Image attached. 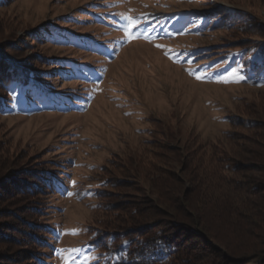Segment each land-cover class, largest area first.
I'll list each match as a JSON object with an SVG mask.
<instances>
[{"label": "rangeland", "instance_id": "obj_1", "mask_svg": "<svg viewBox=\"0 0 264 264\" xmlns=\"http://www.w3.org/2000/svg\"><path fill=\"white\" fill-rule=\"evenodd\" d=\"M187 11L191 14L181 13ZM227 11L249 13L264 25V0H9L0 8V44L19 46L42 71L52 61L46 73L53 76L44 78L43 85L81 101L66 104L65 110L54 107L52 114L45 106L28 109L11 99L7 115L0 117V141L4 139L9 157L17 156L25 167L35 168L46 159L59 165L55 173L63 196L42 194L32 204L46 210L39 222L59 227L50 248L56 254L47 261L91 264L86 225L94 220L92 189L101 175L117 178L113 194L124 201L139 199L136 189L145 193L148 182L160 175L185 177L182 163L168 162L175 155L156 148L161 131L168 129L171 143L182 149L189 143L223 142L234 116L264 117L263 85L251 83L250 69L243 71L233 47L235 35L216 26L217 13ZM96 16L102 21L92 23ZM127 17L139 25L130 30L138 38L129 39L121 30ZM43 25L61 33L58 41L28 40L29 32ZM39 53L46 54V64L37 59ZM70 65L72 72L63 67ZM55 69L68 72V79L58 78ZM71 84L76 87L72 93ZM195 166L203 171L207 165ZM194 184L183 180L182 186ZM19 203L23 201H0V207L9 210ZM9 212H0L1 228L27 237L25 224L14 227L31 219L32 211L13 217ZM21 242L28 241L0 244V254L20 256L16 252L27 247Z\"/></svg>", "mask_w": 264, "mask_h": 264}, {"label": "trees", "instance_id": "obj_2", "mask_svg": "<svg viewBox=\"0 0 264 264\" xmlns=\"http://www.w3.org/2000/svg\"><path fill=\"white\" fill-rule=\"evenodd\" d=\"M7 1L0 0V8ZM181 13L191 14L190 11ZM216 18V26L235 35L237 41L232 46L237 47L242 69H250L247 75L251 83L264 87V25L253 15L239 11L217 13ZM90 21L102 20L96 16ZM59 35L61 33L54 32L52 27L43 25L29 32L28 40L49 44L51 38L58 41ZM12 47L0 44V117L5 116L4 109L11 99L28 109L38 104L41 108L45 106L52 114L54 107L58 110L66 104L81 102L78 97L70 99V95H65L59 87L48 90L43 85L44 78L53 76L46 73L53 65L52 61H43L47 59L46 54L39 53L41 57L37 58L44 64L48 62L42 71L34 65L33 59L25 57L19 46ZM63 67L72 72L71 65ZM55 70L58 78L68 79V72ZM69 79L74 81L70 76ZM75 88L71 84V93ZM27 111L35 114L32 110ZM260 113L264 114V105ZM232 119V129L224 133L223 142H201L195 146V143H189L183 150L171 143L173 137L167 133L168 129L161 131L160 144L156 148L175 155L168 162L172 165L182 163L185 177L173 174V177L163 179L160 175V179L148 182L145 193L136 189L140 197L137 200L124 201L119 193L113 194V188L118 187L117 178L99 177L92 189L95 221L86 225V246L92 255L91 264H264V117L240 114ZM5 145L4 139L1 140L0 201L23 203L9 210L0 207V212L10 211L7 216L13 217L21 211H32V218L23 217L26 223L20 222L14 227L19 230V226L25 224L26 232L23 233L27 237H15L0 226V244L28 241L21 242L27 247L16 252L21 253V257L0 254V264H53L47 258L53 259L56 254L50 248L59 227L54 230L52 223L39 222L46 210L32 204L39 202L42 194L63 196L59 190L61 179L55 173L59 165L57 161L46 159L35 168L25 167L17 156L9 157ZM161 153L157 152L156 156ZM196 156L198 162L194 164ZM128 162L131 163L130 159ZM204 163L207 165L205 170L196 171L195 165ZM131 170L136 177L137 170ZM182 179L195 184L190 188L183 187Z\"/></svg>", "mask_w": 264, "mask_h": 264}, {"label": "snow or ice", "instance_id": "obj_3", "mask_svg": "<svg viewBox=\"0 0 264 264\" xmlns=\"http://www.w3.org/2000/svg\"><path fill=\"white\" fill-rule=\"evenodd\" d=\"M127 19L129 21L128 25L126 27L122 28L121 30L125 33L126 36L129 37V39L138 38V37H132L131 34H130V30L133 29V28L139 27V25L131 17H127ZM157 47H159V45H157ZM197 79H201V77L198 76ZM72 234L75 235L77 233L73 232ZM74 251H75V249H74Z\"/></svg>", "mask_w": 264, "mask_h": 264}]
</instances>
